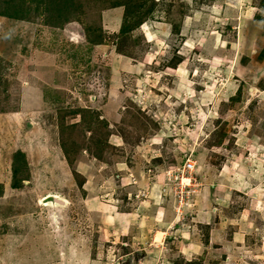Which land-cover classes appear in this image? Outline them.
<instances>
[{"label": "rangeland", "instance_id": "1", "mask_svg": "<svg viewBox=\"0 0 264 264\" xmlns=\"http://www.w3.org/2000/svg\"><path fill=\"white\" fill-rule=\"evenodd\" d=\"M0 264H264V0H0Z\"/></svg>", "mask_w": 264, "mask_h": 264}, {"label": "crops", "instance_id": "2", "mask_svg": "<svg viewBox=\"0 0 264 264\" xmlns=\"http://www.w3.org/2000/svg\"><path fill=\"white\" fill-rule=\"evenodd\" d=\"M104 15H106L105 18H103ZM119 17L121 18V16H119ZM102 19H103V27H106V25H108V20H112V19L118 20L116 14L114 12H112L111 10L103 12Z\"/></svg>", "mask_w": 264, "mask_h": 264}, {"label": "bare ground", "instance_id": "3", "mask_svg": "<svg viewBox=\"0 0 264 264\" xmlns=\"http://www.w3.org/2000/svg\"><path fill=\"white\" fill-rule=\"evenodd\" d=\"M36 86V85H35ZM51 198H54L56 201H58V204H54V207L55 206H61V205H63L64 204V200H62L60 197H57L56 195H54V196H51Z\"/></svg>", "mask_w": 264, "mask_h": 264}, {"label": "built area", "instance_id": "4", "mask_svg": "<svg viewBox=\"0 0 264 264\" xmlns=\"http://www.w3.org/2000/svg\"><path fill=\"white\" fill-rule=\"evenodd\" d=\"M192 163H190V162H186L185 164H184V169H186V170H190V169H192Z\"/></svg>", "mask_w": 264, "mask_h": 264}, {"label": "trees", "instance_id": "5", "mask_svg": "<svg viewBox=\"0 0 264 264\" xmlns=\"http://www.w3.org/2000/svg\"><path fill=\"white\" fill-rule=\"evenodd\" d=\"M12 16V15H11ZM15 18H16V16H14ZM20 17V16H19ZM19 17H17V18H19Z\"/></svg>", "mask_w": 264, "mask_h": 264}]
</instances>
